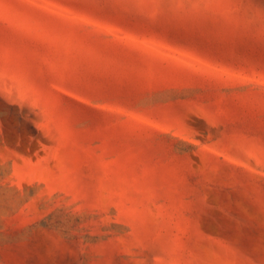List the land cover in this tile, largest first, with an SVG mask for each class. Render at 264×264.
Listing matches in <instances>:
<instances>
[{
  "label": "rangeland",
  "instance_id": "374dc122",
  "mask_svg": "<svg viewBox=\"0 0 264 264\" xmlns=\"http://www.w3.org/2000/svg\"><path fill=\"white\" fill-rule=\"evenodd\" d=\"M0 264H264V0H0Z\"/></svg>",
  "mask_w": 264,
  "mask_h": 264
}]
</instances>
